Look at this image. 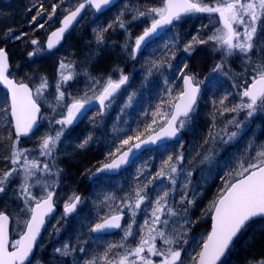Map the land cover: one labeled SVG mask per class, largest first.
I'll use <instances>...</instances> for the list:
<instances>
[{"label": "snow or ice", "instance_id": "snow-or-ice-1", "mask_svg": "<svg viewBox=\"0 0 264 264\" xmlns=\"http://www.w3.org/2000/svg\"><path fill=\"white\" fill-rule=\"evenodd\" d=\"M113 3L114 0H76L74 7H63L66 15L60 22L61 26L51 32L47 38V50H52L60 43L65 32L86 7L102 12ZM65 4L66 0L53 3L46 19L52 20L57 14V9ZM46 11L41 5L36 15L31 18V22L35 23ZM131 12V21L142 17L150 21V25L146 26L142 34L135 39L132 50L133 58L141 45L148 38L157 35L159 29L170 25L175 26L174 22L179 23L186 16L198 13L208 14L209 22L219 26L215 27L214 32L206 38L200 36L199 33L193 36L191 41L185 45L184 51L190 53L197 45L209 43L215 45L214 50L223 53L221 63L215 65V71H222L225 66L224 61L239 53L245 64V79L243 85L233 86L242 87V91L237 93L240 102L231 106L225 105V100L228 99L225 95L219 101V104L223 106L219 111L221 114L235 113L236 116L243 112L246 119H251L257 113H264V37L258 35L264 32V0H159V6H145V10L135 8ZM213 14L218 19H212ZM124 16L125 12L121 11L115 21L121 29H125L126 24L131 22L125 21ZM44 26V23L38 24V28H44ZM203 27L206 28L207 25ZM109 28H112V24L96 31L97 43H103V34ZM7 38L20 39V36H12L9 30ZM31 44L39 45V41L32 39ZM41 51V47H36L28 53V56L31 58ZM254 51L258 57L255 61L251 55ZM172 58L175 59L174 53ZM153 66L158 68L160 65L153 62ZM9 67L8 53L5 48L0 47V84L7 89L9 97L5 105L0 106V116L8 121L7 127L14 129V133L10 132L7 137L11 141V152L5 157L12 167L6 170L0 169V194L5 193L8 185L19 176L20 185L17 198L23 201L22 211L26 218L22 221L17 220L22 224V229L18 234L19 238L10 240V217L4 211H0V264H42V261L35 257L33 250L45 227L46 218L55 210L53 200L55 192L50 190L55 187V181H44L37 173L52 176L57 175L59 170L53 173L47 162L41 166L36 159H29L26 155L29 150L19 147L20 138L28 137L34 130L39 129L42 107L46 105L52 111L49 124L60 125L54 135L46 134L41 137L40 155L51 156L66 129L86 115L88 111L86 106L95 101L99 105V114L103 115L105 110L115 102L121 86L128 82V76L121 72L118 80L109 77L103 84L89 77L93 86L88 91H92L93 94L89 96L88 91H85L83 96H75L67 93L65 86L73 81L78 73L71 70L72 64L61 61L58 67V80L55 83L54 99L49 102L47 93L50 84L47 77L40 76L39 83L30 86L29 83L12 76ZM187 67V64H184L179 70L182 77V88L175 97L172 96V89H168V109L161 111L158 107L157 111L152 112L153 119L150 124L145 125V129H150L152 125L157 124V115L164 122L143 139L141 138L143 133L139 129L119 139V144L115 147V153L119 155L105 163L98 171L119 169L121 165L130 163V155L133 157L136 155L134 150L138 151L144 145H154L158 141L178 136L186 121L190 119V114L195 111L201 91L202 82L197 81L195 76L186 74L184 69ZM149 74H151V69ZM84 75L88 76V73ZM96 85H99L98 91L95 89ZM132 99V96L128 97L125 107L131 106ZM57 116L59 118H55ZM236 116L228 120L225 128L221 130L227 136V141L237 136L236 131H228L227 125H234L237 129L241 128V122L236 119ZM218 135L219 133L209 131V137L213 143ZM223 138V136L220 137V139ZM91 139L92 137L89 136L78 147L84 148ZM132 141L138 142L130 143ZM205 143H208L207 139ZM115 153L110 152L109 155H115ZM184 159L183 153L176 155L175 158L169 155L161 162L159 169L154 174L149 173L143 182H140V177L144 176L143 171L136 177L138 183L133 189L134 194L125 197V206L131 212L132 221L122 229L126 241L129 236L133 235L132 226L135 223L137 210L148 202L143 211L146 215H150V219L146 218L141 225V235L136 245L130 247L125 243L109 244L102 255L93 256L85 260L84 264H222V257L230 249L234 239L246 230L251 222L264 220V144H260L255 155L241 159L228 173L230 178L224 181L223 190L217 192L202 213L205 216L210 215V231L199 237H192L191 251H188L185 247L190 244L188 234L191 226L199 221H192L188 217V212L195 204L197 194L193 192V195L189 197L193 170L181 167ZM208 159V155L203 157L204 161ZM181 175L184 179L181 187L177 189V182ZM32 181L34 183H30ZM36 185H40L44 193L39 197L31 191ZM149 188L155 193V199H150ZM178 190L180 192L179 204L182 206L179 209L171 202ZM111 199L113 198L110 196L106 197V200ZM80 203L79 195L75 193L70 195L63 206L65 216L75 212ZM122 211L121 208L101 217L99 222L90 226L89 230L93 233H102L110 229H121ZM117 248L123 251L113 252V249ZM75 251L76 249H70L67 244L62 248L54 249L55 253L63 257H68ZM79 251L83 253L85 249L81 247ZM246 264H264V256L253 257Z\"/></svg>", "mask_w": 264, "mask_h": 264}, {"label": "rangeland", "instance_id": "rangeland-1", "mask_svg": "<svg viewBox=\"0 0 264 264\" xmlns=\"http://www.w3.org/2000/svg\"><path fill=\"white\" fill-rule=\"evenodd\" d=\"M140 5V9L145 10V6L147 5ZM132 9H135V6H129L128 0H126V4H122L120 7H118L115 11V14L118 17L121 11H124V18H126L125 21H131ZM128 24H126V26ZM149 25L150 21L142 17L138 20L131 21L130 26L126 28L127 32L121 33L120 35H118L117 38H114V40L109 39V35H106L104 36L103 43H99V45H97V42L93 43L87 41L86 47H93L92 45H95L93 48H98L99 56L102 55L103 51H105V54H112L118 52L119 50L123 51L121 52V54L125 57V55L127 54L126 51L129 50L128 44L130 43V47L132 46L131 48L133 50L135 45V39L139 35H141L144 28ZM122 30L124 31V29ZM258 35L259 37H264V32H260ZM164 42L165 41H163L162 45L167 44ZM169 44L170 43L168 42L167 47H162L160 43L154 44L153 46L151 45L146 50V53H143L142 55H139L137 57L135 56V58H133L132 51H130V65H128V63L124 62L123 60H119L115 63V65L117 66L114 69L105 73H98V66L95 65L96 63L93 65L94 62H91L90 60L88 61L89 56H86V60L82 59L79 61H73L69 58L63 59L66 56L63 54L61 55L64 56L63 58L58 56L56 61V63L58 62V64L55 65V69L52 68L53 71L48 73V75H45L49 77L48 81L50 84V88L48 89L47 93V99L49 102L53 101L54 99L55 83L58 80V67L61 61L72 64L73 68L71 70L78 73L76 78L73 81L68 82V84L65 86L66 92L71 93L75 96H83L85 94V91H88V89L93 86V82L91 79H89V77L94 78L95 80H99L100 83L103 84V82L109 77L114 80H118L121 72L126 76L130 75V81L128 80L129 83L127 82L129 85H126L124 94H120L115 99V102L112 104V106L107 109V112L105 111L107 113L105 115L106 119L104 120L101 117H99L100 119H97L96 116L99 115V110L97 109L88 118L87 122L85 124L83 123L84 125L77 129L75 136L72 134V128L68 127L64 133V136L61 137L60 142L57 143L55 151L52 153L51 156L40 155V149L37 146L38 144L35 143L33 140H20L19 147L29 150V152L26 153L29 159H36L38 162L41 163V166L43 165V163L47 162L50 168L52 169L53 173H56L57 170H59L57 175L49 176L41 175L40 173H37V175L41 176V179L44 181H55V187L50 190H53L55 193H58L57 201L58 205L61 208H64V203L67 202L68 197L74 192H71L72 183L70 179L72 180V177H69L68 179L67 169L65 170L64 167L60 166L61 163L59 162L63 160L58 157L63 154V152L60 150L66 148L67 146L74 148L75 145H77L78 147L79 144L77 143H79L80 140H82L81 143H83L85 139L91 136L92 139L84 148H78L84 150L86 153H90L94 151V148L98 147L101 150L100 152L104 154V159L102 158L103 161H109L114 156L109 155V153H115V147L118 146L119 139H122L127 134L134 133L137 129H139V131L142 132L143 135L147 133L149 134L154 130L158 129L159 125L164 122V120L159 115H157V124L152 125V128L150 129H145V125L150 124L153 119L151 115L152 112L157 111L158 107L161 111L168 109V89H172V96L175 97L176 93L182 88V77H180L179 70L183 67L184 64L187 63H180L178 69H172L173 65L168 64L167 60H165L164 58L165 50H167V57L171 56L172 49L170 48L171 45L169 46ZM87 50H89V48ZM100 50H102V52H99ZM211 53L212 50H210V54ZM115 55L117 54L115 53ZM251 55L254 61L258 58L256 51H254ZM212 56L216 57L217 59V61L213 62L214 69L215 65L221 63L223 53L214 52ZM98 58V60H101L102 57ZM153 62L158 63L160 66L158 68L154 67ZM224 64L225 66H228V69L224 71L213 70L215 73L213 72L214 74H212L209 78H206L205 75H202L200 71L192 69L190 65H187L188 67L184 69V71L188 72L186 74L193 73L195 78L197 77L198 79H201L198 81L202 82V84L206 83V85L208 86V95L213 98H210L209 100L216 101V99L219 98L218 96H225L222 95V93L218 94V92H215L218 86L217 84H220L223 81L227 82V84H229V87L237 90V95L239 91H242V87H234L232 85H243V81L245 79V64L243 63V57L239 53H236L233 57H228L224 61ZM169 65H171V67H169ZM150 69L151 74H149ZM39 70L41 71L40 66ZM84 73H88V76H85ZM104 78L106 79L104 80ZM178 79L180 80L178 81ZM225 79H227L228 81ZM38 83L39 80L34 83V85ZM162 85L166 86L165 91H163ZM95 89L98 91L99 85H96ZM92 94V91H88L89 96H91ZM129 96L133 97L131 101V106L125 107V104L128 103ZM237 96L233 98L234 100H236L235 102H233L234 104L240 102L239 96L238 98ZM1 102L2 98L0 97V106ZM225 105L231 106V104L227 100H225ZM43 107L45 108L46 113L41 119L43 127L40 136L50 134L49 132L52 128V125L49 124V119L52 118V111L46 105ZM222 107L223 106H220V108ZM217 111L221 113L219 110ZM112 114L114 118L111 120L110 123V116H112ZM234 116H236L235 113L231 115V118H233ZM55 118H59V116ZM236 119L241 122V128L237 129L234 125H227L229 132H237V136L233 140L227 141V136L224 134V132L221 131L225 128L226 122L228 121L224 119L223 122L225 123L217 129V133H219V135L217 136L215 143L211 142L207 149H202L203 154L191 151L190 154H188V159H185L183 165H181L182 168L193 170V175L191 177L192 183L189 185V197H191L193 195V192H195L197 194L196 201L198 203V205L196 203L195 207L190 208L188 212V217L192 221H199L198 223H195L194 226H191V231L188 234L190 244L189 246H185L188 251H191L190 245L192 237H199L201 234L209 231V228H207L205 222L207 219H210V215L205 216L202 215V213L206 209V206L204 205L205 202H207V204L209 205V203L214 198V195L208 192V188L210 189V184L213 182L215 175L225 172L227 174L230 173L241 159L255 155V151L257 150L258 146L260 144H264V113H257L251 119H246L245 113L241 112L238 116H236ZM103 120L106 122V124H102V122H104ZM96 122H98V124ZM7 124L8 123L6 121L0 120V128L9 133L12 128L7 127ZM54 125L55 124H53V126ZM59 127L60 125H56V129H58ZM52 131L55 132V130ZM68 136L70 138H67ZM221 136H223L224 138L220 139ZM71 137L74 138L77 143H75V140L71 139ZM141 138L143 139L144 137L142 136ZM40 139L41 138H39V140ZM135 142L137 141H132L130 143ZM72 153L78 154L79 152L76 150H72ZM91 155H89L90 158L87 160V162H92L90 161L93 157ZM169 155L173 157L177 155L173 147L161 148L155 154L154 152L147 153L135 162L133 169L130 171V175H122L117 181H114V185H111L110 182H107L105 178H102L101 181L93 183L95 189L97 190V195L95 199L94 197L93 199L91 198L92 202L94 200L96 201L95 213H93L92 211L90 212L86 204H82L80 205V207H78V212L74 214V216L67 217L64 213H61L50 219L48 228L44 234L41 243L38 246V251L35 257H38L42 261V264H44V262L57 263L60 262V260L64 257L60 256L58 253H55V248H62L65 244H67L70 249H77L81 244H98L99 241H94L95 239L92 238V232L89 230L90 226L96 222H99L101 217L106 216L111 212H115L121 208L123 209L121 213L125 215L123 227L121 228L120 232L117 233V235L115 234L112 236L108 243H125L126 246L134 247L141 235V225H143L144 220L146 218L150 219V215H146L143 211L144 207L148 204V202H146L145 205H142L141 209L137 210L135 223L132 226L133 235L129 236L128 239L125 241L124 232L122 229L126 228L127 225L132 221L131 212L129 208L125 206V197L134 194L133 189L138 183L136 177L141 171L144 172V176L140 177V182H143L145 180V177L148 176L149 173L154 174L159 169L161 162L166 160ZM205 155H208L209 157L207 161L203 160V157ZM59 166L61 169L59 168ZM229 178L230 177L228 176L227 179ZM183 179L184 177L183 175H181L180 179L177 182V189L181 187ZM31 183H34V181H32ZM164 183L167 184V182ZM15 185H17L18 188ZM19 185L20 178L19 176H17V178L14 179L12 183L8 185L6 192L0 194V211H4L12 218V236L15 239L19 238L18 234L22 229V224L18 223L17 220L19 219L22 221L26 218L22 211L24 207L23 201L17 198ZM106 188H110L112 190L106 191ZM31 191L37 197L44 194L40 185H36L31 189ZM148 191L150 199H155V193L152 191V189L149 188ZM109 196L113 199L106 200V197ZM179 198L180 192L178 190L171 201L172 204L178 209L182 207L179 204ZM202 201L204 202L203 205L199 206L200 202L202 203ZM57 221H59V223H57ZM73 227L76 230L72 235L66 233V235L64 236L62 234L63 232H67L68 229H73ZM263 229L260 228L258 225L255 226L253 230L248 231L249 233L245 235V237L241 241V249L245 250L248 247V244L251 242L253 235L256 232L262 233L261 231H263ZM255 230L257 231L254 232ZM101 242L103 241H100V243ZM51 246L55 247L52 248ZM48 247L50 248L48 249ZM122 251V249L118 248L113 250V252ZM96 254L87 253L84 256H98ZM100 255H102V251ZM235 256L230 254V256L227 258V264H237ZM260 256H264V254L260 253V255L256 257ZM68 257L70 258L71 255ZM73 257L74 261L77 257H79V255L76 254ZM248 257L255 256L248 255ZM71 264L75 263L71 262Z\"/></svg>", "mask_w": 264, "mask_h": 264}, {"label": "trees", "instance_id": "trees-1", "mask_svg": "<svg viewBox=\"0 0 264 264\" xmlns=\"http://www.w3.org/2000/svg\"><path fill=\"white\" fill-rule=\"evenodd\" d=\"M151 2H152V0L149 1V3H151ZM140 4L143 5V3L139 2L138 4L135 5V8H140V6H141ZM145 5L148 6L150 4L145 3ZM120 6H121V4L117 5L115 10L113 9L112 11H108L107 14L103 15L101 18H99V20H97L95 18V16H92V17L88 18V20L90 22H87L86 27L82 30V33L80 35L78 34V36L80 37L81 35H83V34L85 35L86 34V35H88L90 37V40H87V41H90V42L94 43V42H97L96 31L102 30L104 28H107V26L109 24H112V28H109L107 32H104V34H103L104 36H106L110 31L115 33V31H117L118 29H121L119 27V24L117 22H115L116 18H117L116 14H115V11ZM13 17L15 18L16 16L13 14ZM19 19H20V16L18 17V20ZM124 19H126V18H124ZM204 25H207L206 22L199 23V25L197 26L196 31L194 32L195 35H197L199 33L200 36H203L204 38L207 37L209 29H208V25H207L206 28L203 27ZM129 26H130V23L126 26V28L129 27ZM126 28L124 30H126ZM8 35H9V33H7V37H8ZM8 40H10V39L8 38ZM97 45H99V43ZM74 46H75L74 45V41H69V42H67L65 44V46L60 48L55 54H53V55H45V56L42 55L41 57H39V58L34 60V58H32V57L29 58V56H28L29 52L25 51L26 47H25V44L23 43V41H18V42L13 43V44L7 43V47L9 49V51H10V60H11L12 68H13L12 76H14L17 80H23L24 82L29 83L30 86H33L34 83H36L39 80L40 76H43V75L45 76L46 74L48 75V73L53 71L52 68L55 69V65L58 64V62L56 63L58 56L63 58L64 56H61L63 54L66 55L63 59H65V58L68 59L69 58L70 60H73V61H79V60H82V59L86 60V58H87L86 56H89L88 61L90 60L91 62H94L93 65L96 63L95 65L99 66V62H98L99 58L98 57H102V55L105 54V51H103V52H102V50L99 51V52H102L101 56H93L94 53H95V52H93L94 50H92V51L87 50L88 48L90 49L91 47H87V49L84 50V49H76V48H74ZM92 46L94 47L95 45H92ZM14 47L17 48L15 50L16 52H14V50H13ZM131 47H130V43H129L128 44L129 50L126 51L127 54L124 57L125 60H123L124 62L128 63V65H130V59H131L130 51H132ZM184 47H185V44H183L182 48L179 50L182 54L185 52L184 51ZM196 47H198V49L194 48L195 49V51H194L195 54L193 55L191 61H188V60H186L185 57H183L182 60H172V61H169L168 64L173 65L172 69L176 70V69H178L180 63H187V65H190V67L192 69L200 71V73L202 75H205L206 78H209L212 74L215 73L213 71L214 70L213 69L214 63L210 64L209 56L213 57L212 54L214 52H216V50L212 49L209 46V44L197 45ZM42 50H43V48H42ZM210 50H212L211 54H210ZM20 51H21V53H20ZM15 55L17 57L20 56L21 57V61H17V58H16ZM76 56L78 58H75ZM79 56H81V57H79ZM208 58H209V60H208ZM102 61H103V58H102ZM216 61H217V59H216ZM87 62H85V63H87ZM113 62L115 64L117 62V58L114 59ZM191 62H193V63H191ZM39 66H40L41 71L39 70ZM226 69H228V66H224L222 71H224ZM31 71H33V72H31ZM21 72H22L24 77L21 76V74H20ZM27 73H30V75H28ZM98 73H101V72H98ZM185 73H188V72H185ZM189 75H193V73H190ZM45 77L49 78L48 76H45ZM128 77H129V81H130V75H128ZM180 79H178V81ZM198 80H201V79H198ZM225 80H227V79H225ZM222 83L217 84L218 86H217V89H216L215 92H218V94L222 93V95H227L228 96L227 101L231 105L234 104L233 102H235L236 100H234L233 98H235L237 96L236 95V91L237 90L229 87V84H227V82H225V81H223ZM203 85H204L203 93H202L200 102H199V104H198V106H197V108L195 110L194 115L190 119H188L186 121L185 126H184V128L182 130L183 131L182 138L179 141L175 142V143H171L169 145H166L165 147H160V148L149 150L145 154L151 153V152H154V154H155L161 148L173 147L174 150L176 151L177 155H179L180 153H183L185 159L187 160L188 159L187 158L188 154H190L191 151L203 154V150L202 149H205V148L207 149L208 146L210 145V143L211 142L213 143V141L209 137V131L211 130L213 133H217L218 127H221L225 123V122H223V120L224 119L225 120H231L232 119L231 115L233 113H229V112H224L223 114L219 113L217 111V110L220 109V106H221L219 104V101L223 97L218 96L219 98H217L216 101L209 100L212 97H210L208 95V93H209L208 92V86L206 85V83L203 84ZM162 87H163V91H165L166 86L162 85ZM153 90H154V88H153ZM158 91H159V89H158ZM124 92H125V89L123 90V92L121 94L123 95ZM226 93H228V94H226ZM0 97L2 98L1 106H4L5 102H6V100H8V98H7L6 93L4 92V90L1 87H0ZM237 98H238V96H237ZM211 103H213L214 105L211 104ZM106 114L107 113H105L103 115H100V114L99 115L101 116L102 119L105 120L106 119L105 118ZM113 118H114V116L112 114V116H110V121ZM0 120L6 121V120L2 119V116H0ZM6 122L8 123V121H6ZM104 123L106 124L105 121L102 122V124H104ZM213 125H215V127H213ZM81 126L82 125H80L78 127H75V128H72V131H73L72 134L74 136L76 135L75 133H76L77 129L79 127H81ZM42 127L43 126H41V128L31 138L27 139V140H30V141L33 140L35 143L38 144L37 145L38 147H39V144L41 143V139L39 140V138L42 137V136H40ZM52 130H56V125L53 126V124H52L51 131L49 132L50 134L54 135L55 132L52 131ZM10 132L13 133L12 129H11V131H9V133ZM9 133L0 128V169H4V170H6L7 168L11 167L10 162L5 159V157L9 156L10 152H11V149H10L11 141L7 139ZM146 135H148V133L143 135V137H145ZM67 138H70V137L68 136ZM206 139L208 140V143H205ZM37 146H34V147H37ZM3 147H7V148H5L6 151L4 150ZM72 150H76L79 153L78 154H73ZM60 151H62L63 154L61 156H58V157L61 158V159H64L65 163L67 161L66 158L72 157V159H74V161L75 160L77 161V163H78L77 165H79V166L85 165L87 157L89 156L88 153H86L84 150L78 148L77 146H75L74 148H72L70 146H67L66 148H64V149H62ZM94 151L100 152L101 150L98 147H96V148H94ZM59 154H61V153H59ZM145 154H143L140 158H142ZM74 161L72 160V163ZM107 162H108L107 160L106 161H102V163L99 164V165L101 166V165H103V164H105ZM59 163H61L60 166L64 167L65 170L67 169L68 178L72 177L73 180H74V182H72V187L70 186L72 188L71 192L72 193L74 192L75 194L76 193H82V192H79L80 191V190H78L79 189V184L76 182V178L79 176V174H78L79 173V169H78L79 166L76 165L77 166V167L75 166L76 168L75 167L72 168V166L70 167V166H68V164H62V160ZM60 166H59V168H60ZM133 166L128 168L127 170H125L118 177L97 176L95 178V180L92 181V183H88L89 184L88 187L91 188L92 190H88L86 192V194H84L85 195L84 201L81 203V205L82 204H84V205L86 204V206L89 208V210H91L93 213H95V211H96V205H95L96 201L94 200L92 202L91 198L93 199V197H95V191H97V190L95 189L93 183L101 181L102 178H105L107 182H110L111 185H114L113 184L114 181H117L122 175H126V174L130 175V171L133 169ZM88 175H89V173H88ZM227 175L228 174L226 172L225 173H219V174L215 175L213 182L210 184V189L208 188V192L212 193V195H214V197H215V195L217 194L218 191H222L223 190L224 181L228 177ZM15 186L17 187V185H15ZM108 186H109V184H108ZM69 193H70V191H69ZM196 203H197V201L195 200V204L192 207H195ZM203 203H204L203 201H202V203L200 202L199 206L203 205ZM197 205H198V203H197ZM204 205L206 206L205 208H207V205H208L207 202H205ZM205 225L207 226V228L210 227V219L206 220ZM258 225H259L260 228L263 229L264 228V221L260 220V221H256V222H253L252 224H250L246 228V230L242 233V235L239 237V239L236 241V243L232 247L229 255L227 256V258L230 256V254L233 255V256L236 255L235 256L236 257V259H235L236 263L237 264H245L249 259L253 258V257H248V255H251V256L253 255V256L256 257V256L260 255V253L264 254V229H263V231H261L262 233L256 232L257 230L254 231L256 233L253 235L251 242L248 244V247L245 250L241 249L242 246L240 245L242 239L245 237V235H247L249 233L248 231L253 230L254 227L258 226ZM75 230L76 229L73 227V229H68L67 232H63L62 234L64 236L66 235V233L72 235L75 232ZM112 236L113 235H110V236L109 235H107V236H94L93 235L92 238L95 239L94 241H99L98 244H96V245L95 244H88V243L87 244H81L76 249L75 252H72L70 258L69 257H64V258H62L60 260V262H57V263H55V262H52V263L51 262H47V263H45L44 262V264H71V262H74L75 264H81V263L84 264L85 260L91 259L93 257V256L90 257V255L87 257V256H84V255L87 254V253L88 254H92V253L96 254L97 253L96 255L99 256L101 254V251H102V254H103V252L107 249L108 245L111 244V243H108V242L110 241ZM100 241H103V242L100 243ZM82 246L85 249L83 254L79 251V249ZM51 247L54 248L55 246H51ZM98 247H99V249H98ZM49 248L50 247H48V249ZM113 250H115V249H113ZM236 252H237V254H236ZM76 254L79 255V257H77L76 260L73 261V258H74L73 256L76 255ZM227 258L224 260V262L222 264H227Z\"/></svg>", "mask_w": 264, "mask_h": 264}, {"label": "flooded vegetation", "instance_id": "flooded-vegetation-1", "mask_svg": "<svg viewBox=\"0 0 264 264\" xmlns=\"http://www.w3.org/2000/svg\"><path fill=\"white\" fill-rule=\"evenodd\" d=\"M137 1L138 2H136V0H128V5L129 6L130 5L135 6L136 4H138L140 2V3H143V5H145V3H148V4H150L148 6H159V0L158 1L152 0L151 3H149V1H151V0H149V1L148 0L147 1L146 0H137ZM58 2H59V0H28L26 2L23 0H0V20H2V22L5 23V20L10 15L23 14V15H25V17L27 19V22H26L27 25L29 27H32L33 30L37 33L36 40L39 41V45H32V47H33V49L36 47H41V48H43V50L40 53H38L36 56L32 57V58H34V60L41 57L42 55H44V56L45 55H53L60 48L65 46V44L67 42L74 41L77 38L78 34L80 35L82 33V30L86 27L87 22H90L88 20V18L95 16V18L97 20H99V18H101L103 15L107 14L108 11H112L113 9L115 10L117 5L126 4V0H120V2L116 6L106 10L103 13H97L95 11V9L87 8L85 10L81 20L76 23V25L71 30V32L66 36L64 43L56 51L50 52L47 50L46 41H47V38L50 36L51 32L57 30L61 26L60 22L63 19V16L66 15V13L63 11V7H65V6L74 7L76 4V0H66V4L62 5L60 8L57 9V14L53 17V19L47 20L46 19L47 15L51 11V5L53 3H58ZM41 5H43L47 11L43 14V16L39 17L35 23H32L31 18L36 15V13H37V11ZM212 19H218V18L215 16V14H213ZM209 20H210V17L206 13H198V14H195L192 16H186L179 23L174 22L175 26L170 25L168 30H166L161 36L155 38L152 42H150L147 46H145L139 54H136V52H135V56L137 57L139 55H142L143 53H146V50L151 45L153 46L154 44H157V43H160L162 45L163 41H165L164 43H167V44H168V42L170 43L169 46L171 45L170 48L172 49L171 55L173 53L175 54V60H182V58L185 57L186 60L191 61L193 55L195 54L194 51H195V49H197L196 46H195V49L193 51H191L190 53L184 52L182 54L179 50L182 48L183 44L186 45L187 43H189L191 41L192 37L195 36L194 32L196 31L197 26L201 22H206V24L208 25L209 32L207 35L212 34V32H214V30H215V27H218L219 25L218 24H212L209 22ZM21 21H22V19L19 22H21ZM39 23H44V25H45L44 28H38ZM126 30H124V31L122 30L121 33L127 32ZM2 35H3L2 38H4L3 39L4 43H1L0 47H3L6 49L8 55H9V61L11 64L10 51L7 47L8 38L6 39V37H7L6 34H2ZM107 35L116 36V33L110 31ZM9 39H11V38H9ZM111 40H114V39H111ZM167 44L162 45V47H167ZM209 46L211 48L215 49V45L209 43ZM216 52H219V51H216ZM164 53H165V57H167V50H165ZM79 57H81V56H79ZM75 58H78V57L76 56ZM12 71H13V68L11 66V72H10L11 74H12ZM128 80H129V77H128ZM196 80L198 81L197 78H196ZM126 85H127V83L125 84L124 89L126 88ZM201 86H202V90H203L204 85L202 83H201ZM4 92L7 95V92L5 90H4ZM7 98H8V95H7ZM97 109L99 110V108H95L92 112L88 113L78 125L69 126V127L75 128V127H78L80 125H84L87 122L88 118L92 115V113ZM105 111L107 112V109ZM45 113H46V111H45V108L43 107L42 117ZM98 114H99V112H98ZM96 117H97V119H100L99 117H101V116L98 115ZM96 123L98 124V122H96ZM110 123H111V121H110ZM97 176H101V175L96 174V172L91 173L89 176V180H90L89 183H92V181L95 180V178ZM77 195H80V193H77ZM58 208H59V205H58ZM37 251H38V249H37Z\"/></svg>", "mask_w": 264, "mask_h": 264}, {"label": "bare ground", "instance_id": "bare-ground-1", "mask_svg": "<svg viewBox=\"0 0 264 264\" xmlns=\"http://www.w3.org/2000/svg\"><path fill=\"white\" fill-rule=\"evenodd\" d=\"M23 1L26 2L28 0H23ZM136 2H138V1L136 0ZM14 15L16 16L15 18L13 17V15L8 16L7 19L5 20V23L2 22V20H0V44L4 43V40H3L4 38H2L3 37L2 34H6L7 35V33H9V30H11V35L12 36H20V39H10V40H7V43L13 44V43H16L18 41H23V43L25 44V47H26L25 51L26 52L33 51L31 40L37 38V33L33 30L32 27H29L27 25V23H26L27 19H26L25 15H23V14H14ZM19 16H20V19L18 20ZM21 19H22V21L19 22ZM121 31H122V29H118L117 31H115L116 36H109L108 38L109 39L117 38L118 37L117 35H120ZM87 40H90V37L88 35H86V34L85 35L83 34L80 37L77 36V38L74 40V45H75L74 48L86 50L87 49V47H86ZM16 49H17L16 47L13 48L14 52H16L15 51ZM97 49L98 48L94 49L93 47H91V49H89V51L94 50L93 52H95V53H94L93 56H99ZM121 52H123V51H119L118 50V52H115L117 55H115V53L103 55L102 56L103 61H102V58H101V60L98 61L99 62L98 71L101 72V73H105V72H109L110 70L114 69L117 66L113 62L114 59H116V58H117V62L119 60L120 61L125 60V58L121 54ZM20 53H21V51H20ZM16 58H17V61H21V57L20 56H18V57L16 56ZM164 58H165V60H167L168 63H169V61L175 60V59L172 58V56L164 57ZM209 58H210V64H212L213 62L216 61V57H214V56L213 57H209ZM209 58H208V60H209ZM11 66H12V64H11ZM31 72H33V71H31ZM30 73H27V74L30 75ZM20 74H21V76H23L22 72ZM105 79L106 78H104V80ZM194 113H195V111L192 113L190 118L194 115ZM182 136H183V131H182ZM71 139H74V138L71 137ZM74 142L77 143L76 140ZM81 142H82V140H80L79 143H77V144H80ZM166 145H168V144H166ZM166 145H162V147H165ZM75 146H77V145H75ZM3 148L6 151L5 148H7V147H3ZM91 153H92V155H91ZM118 154L119 153L115 154L110 160L114 159L115 156H117ZM88 155L93 156L92 159L90 160L92 162H87V160L90 158V156H88L85 165H82V166L77 165L78 164L77 161L76 160L74 161V159H72V157L66 158V160H67L66 163H65L64 159L62 160V164H68V166H70V167L72 166V168L75 167L76 165L79 166V168H78L79 169V173H78L79 176L76 178V182L79 184V189H78V190H80L79 192H82L79 195V196H81V201L82 202L84 201V197H85L84 194H86V192L88 190H92L91 188L88 187V185H89L88 183L90 181L89 178H88V173L91 174V173H95L96 172V174H97L98 169L101 166L104 165V164L101 165V166L99 165V164L102 163V161L104 159L103 158V155H104L103 153L98 152V151H92V152L88 153ZM71 159L74 161L73 163H72ZM107 177H110V176H107ZM70 181H71V183L74 182L73 178H72V180L70 179ZM105 190L106 191H111L112 189H110V188L107 189L106 188ZM55 195H56L55 196V203H58V201H57L58 193H55ZM96 195H97V192L95 191V197H96ZM90 212H91V210H90ZM61 213H64V208H61L59 206L58 212L56 213V215H54V217L57 216L58 214H61ZM66 216L67 217H71L69 215H66Z\"/></svg>", "mask_w": 264, "mask_h": 264}, {"label": "water", "instance_id": "water-1", "mask_svg": "<svg viewBox=\"0 0 264 264\" xmlns=\"http://www.w3.org/2000/svg\"><path fill=\"white\" fill-rule=\"evenodd\" d=\"M119 2H120V0H114V3H113L112 5L108 6L104 11H102V12H97V13H103V12H105L106 10H108V9L114 7L115 5H117ZM86 9H87V7H86ZM86 9H85V10H86ZM85 10H83V11L81 12V15L77 17V20L74 21L73 24H72V26L68 29V31L65 32V34H64L63 38L61 39L60 43H59L55 48H53L52 50H50V52L56 51V50H57V49H58V48L64 43L66 36L71 32V30L74 28V26L76 25V23H77L78 21L81 20L83 14H84V12H85ZM169 27H170V26H165V28H163V29H159L157 35L148 38V39L146 40V42L143 43V44L141 45L140 49L136 51V54H139V53L141 52V50H142L145 46H147V45H148L150 42H152L155 38L161 36L166 30L169 29ZM5 50H6V49H5ZM48 51H49V50H48ZM8 56H9V55H8ZM9 66H10V61H9ZM10 71H11V66L9 67V72H10ZM0 86H1V87L7 92V89L4 88V86H3L2 84H0ZM124 87H125V85L121 86V89H120V91L118 92L117 96L121 93V91L124 89ZM201 92H202V86H201L200 94H199L198 99H197V104H198V102H199V99H200V96H201ZM8 98H9V97H8ZM197 104H196V106H195V109H196V107H197ZM86 107L88 108V111H87V113H86V115H87V114L90 113L94 108H96V107L99 108V105H98V103H96L95 101H93L91 105L86 106ZM42 113H43V108H42L41 115H42ZM86 115H84L83 117H81V118H79L77 121H75V122L73 123V126L78 125V124L83 120V118H84ZM191 115H192V113L190 114V116H191ZM40 124H41V123H40ZM36 131H37V130H34V132L31 133L28 137H21L20 139H27V138H29L30 136H32ZM13 132H14V129H13ZM181 137H182V131L178 134V136H177L176 138H173V139H165V140H163V141H158V142H157L156 144H154V145H153V144L144 145V146L141 147L140 150H138V151L134 150V151L136 152V155H135L134 157L130 155V157H129V159H130V163H128V164H124V165H121V167H120L119 169H114V170L105 169V170H103V171H97V174H99V175H106V176H119L124 170L128 169L129 167H131V166L134 164V162L138 159V157H140V156H141L143 153H145L146 151H148V150H150V149H154V148L161 147L162 145H166V144H170V143L176 142V141H178L179 139H181ZM137 142H138V141H137ZM135 143H136V142H135ZM118 155H119V154H118ZM118 155H117V156H118ZM101 168H102V166H101L99 169H101ZM55 196H56V195H54V197H53L54 202H55ZM80 197H81V196H80ZM79 205H80V204L77 205V209H78ZM77 209H76L75 212H73V213H71V214H68V215H69V216H72L73 214H75V213L77 212ZM57 212H58V207H57L56 204H55V210H54V212H53L49 217H52V216L56 215ZM6 214H7V213H6ZM7 215H8V214H7ZM121 215L123 216V219L121 220V226H123V224H124V220H125V215L122 214V213H121ZM9 217H10V216H9ZM49 217L46 218L45 227L42 229L41 234H40V236H39L38 239H37L36 247H35L34 250H33V251H34V255L36 254V252H37V248H38V245H39L41 239L43 238V236H44V234H45V231H46V229H47L48 218H49ZM255 221H257V220H255ZM253 222H254V221H253ZM251 223H252V222H251ZM251 223H250V224H251ZM121 228H122V227H121ZM210 229H211V227H210ZM120 230H121V229H110V230H106L105 232H102V233H93V232H92V234L95 235V236L114 235V234L118 233ZM11 231H12V218L10 217V220H9V234H10V240H12ZM242 232H243V231H242ZM242 232H241V233H242ZM240 235H241V234H239L238 237L234 239L233 244L230 246V249L226 252L225 256L222 257V262L225 260L226 256L228 255L229 251L231 250L232 246L235 244V242L237 241V239L239 238Z\"/></svg>", "mask_w": 264, "mask_h": 264}]
</instances>
